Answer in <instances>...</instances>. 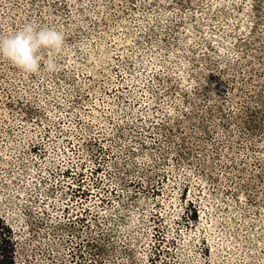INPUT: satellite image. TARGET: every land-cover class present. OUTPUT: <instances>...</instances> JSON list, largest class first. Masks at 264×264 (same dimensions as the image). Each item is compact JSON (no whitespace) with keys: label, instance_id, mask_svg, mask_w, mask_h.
<instances>
[{"label":"rangeland","instance_id":"obj_1","mask_svg":"<svg viewBox=\"0 0 264 264\" xmlns=\"http://www.w3.org/2000/svg\"><path fill=\"white\" fill-rule=\"evenodd\" d=\"M0 216L15 264H264V0H0Z\"/></svg>","mask_w":264,"mask_h":264},{"label":"clouds","instance_id":"obj_2","mask_svg":"<svg viewBox=\"0 0 264 264\" xmlns=\"http://www.w3.org/2000/svg\"><path fill=\"white\" fill-rule=\"evenodd\" d=\"M64 47L65 33L56 25L29 21L0 35V58L24 74H36L42 69L55 72Z\"/></svg>","mask_w":264,"mask_h":264},{"label":"trees","instance_id":"obj_3","mask_svg":"<svg viewBox=\"0 0 264 264\" xmlns=\"http://www.w3.org/2000/svg\"><path fill=\"white\" fill-rule=\"evenodd\" d=\"M14 228L0 216V264H15L17 253Z\"/></svg>","mask_w":264,"mask_h":264}]
</instances>
